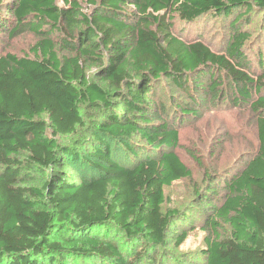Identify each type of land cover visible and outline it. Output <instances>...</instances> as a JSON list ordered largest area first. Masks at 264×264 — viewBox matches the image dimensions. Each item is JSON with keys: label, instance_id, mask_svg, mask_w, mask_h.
Returning <instances> with one entry per match:
<instances>
[{"label": "trees", "instance_id": "obj_1", "mask_svg": "<svg viewBox=\"0 0 264 264\" xmlns=\"http://www.w3.org/2000/svg\"><path fill=\"white\" fill-rule=\"evenodd\" d=\"M256 13L264 23V0L0 1V31L37 36L31 55L0 54V264H163L154 253L187 237L184 211H162L164 187L192 175L178 127L197 117V93L219 94L216 72L248 104L257 146L221 188L205 171L195 197L206 235L193 255L264 264V62L254 78L239 29ZM232 15L213 50L203 27ZM164 86L188 101L163 99ZM62 164L78 172L56 173Z\"/></svg>", "mask_w": 264, "mask_h": 264}, {"label": "rangeland", "instance_id": "obj_2", "mask_svg": "<svg viewBox=\"0 0 264 264\" xmlns=\"http://www.w3.org/2000/svg\"><path fill=\"white\" fill-rule=\"evenodd\" d=\"M11 2L12 0H0ZM85 1V0H84ZM58 4H63L58 1ZM6 17L12 16L6 13ZM231 18H213L203 27L201 39L215 51H223L233 29L229 28ZM240 30L249 33V39L245 44V51L250 58V70L254 78L260 72V61L264 62V23L260 13L249 14L239 24ZM37 40V36L31 30H21L12 35L6 31H0V54L14 52L18 55H31L30 48ZM95 71L90 70L89 76ZM219 81V94L203 96L197 93L198 105L193 104L197 111V117H185L181 121L179 131V145L175 151L181 159L190 167V178L173 182L164 187V203L162 211H184L187 216L179 222L177 232L187 231L186 239L175 245L174 240L169 241L165 248H160L154 253L156 258L165 251L163 264H202L197 260L193 252H200L204 248V236L206 232L201 227L206 218L207 209L199 206L195 197V190L201 189L203 176L206 170L215 172L219 177L215 184L222 187L223 181L235 171H238L256 150L257 138L255 133V119L249 110L248 104H235L233 90L229 79L215 73ZM206 81H203V83ZM167 96L174 98H188L173 86L161 88ZM264 94V89H263ZM77 138L75 135H65L57 138L59 144H72ZM191 153L198 155L199 162L191 157ZM76 171L68 164H62V168L56 170L58 174L71 175ZM65 177V176H64ZM223 189L220 190V194ZM218 199V198H217ZM226 227V226H225ZM199 261V262H198ZM150 262H147V264Z\"/></svg>", "mask_w": 264, "mask_h": 264}]
</instances>
